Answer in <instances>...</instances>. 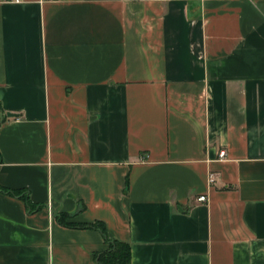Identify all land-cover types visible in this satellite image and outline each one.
I'll use <instances>...</instances> for the list:
<instances>
[{"label":"crops","instance_id":"1","mask_svg":"<svg viewBox=\"0 0 264 264\" xmlns=\"http://www.w3.org/2000/svg\"><path fill=\"white\" fill-rule=\"evenodd\" d=\"M96 222L264 264V0H0V264H99Z\"/></svg>","mask_w":264,"mask_h":264},{"label":"trees","instance_id":"2","mask_svg":"<svg viewBox=\"0 0 264 264\" xmlns=\"http://www.w3.org/2000/svg\"><path fill=\"white\" fill-rule=\"evenodd\" d=\"M8 192H12L13 194L23 196L20 190H6ZM25 202L29 209L31 204L29 199L26 197ZM58 221L63 224H67L66 217L61 215L57 217ZM91 227H95L99 229L104 237L105 242L107 243V248L100 252H95L93 254V258L99 264H130V247L126 242L111 240L106 236L105 227L102 222H96L94 224L89 225Z\"/></svg>","mask_w":264,"mask_h":264},{"label":"built area","instance_id":"3","mask_svg":"<svg viewBox=\"0 0 264 264\" xmlns=\"http://www.w3.org/2000/svg\"><path fill=\"white\" fill-rule=\"evenodd\" d=\"M7 1L19 2L21 0H7ZM225 156H226L225 150H219L218 157L220 159H223V158H225ZM208 180H209V183H212L213 182V173H209ZM196 200L199 201V202H204V201L207 200V197H206V195L201 194V195L197 196Z\"/></svg>","mask_w":264,"mask_h":264},{"label":"water","instance_id":"4","mask_svg":"<svg viewBox=\"0 0 264 264\" xmlns=\"http://www.w3.org/2000/svg\"><path fill=\"white\" fill-rule=\"evenodd\" d=\"M9 116H12L13 114L8 113Z\"/></svg>","mask_w":264,"mask_h":264}]
</instances>
